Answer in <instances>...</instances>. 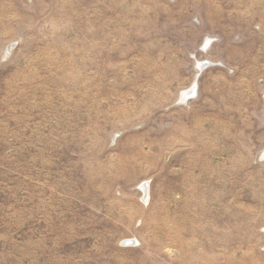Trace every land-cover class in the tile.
Returning a JSON list of instances; mask_svg holds the SVG:
<instances>
[{
	"label": "rangeland",
	"instance_id": "obj_1",
	"mask_svg": "<svg viewBox=\"0 0 264 264\" xmlns=\"http://www.w3.org/2000/svg\"><path fill=\"white\" fill-rule=\"evenodd\" d=\"M0 264H264V0H0Z\"/></svg>",
	"mask_w": 264,
	"mask_h": 264
},
{
	"label": "bare ground",
	"instance_id": "obj_2",
	"mask_svg": "<svg viewBox=\"0 0 264 264\" xmlns=\"http://www.w3.org/2000/svg\"><path fill=\"white\" fill-rule=\"evenodd\" d=\"M146 190V189H145Z\"/></svg>",
	"mask_w": 264,
	"mask_h": 264
}]
</instances>
